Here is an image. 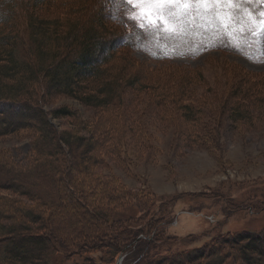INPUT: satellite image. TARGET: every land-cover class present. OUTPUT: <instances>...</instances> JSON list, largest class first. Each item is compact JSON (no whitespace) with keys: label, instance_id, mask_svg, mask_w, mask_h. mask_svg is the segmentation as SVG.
I'll list each match as a JSON object with an SVG mask.
<instances>
[{"label":"rangeland","instance_id":"rangeland-1","mask_svg":"<svg viewBox=\"0 0 264 264\" xmlns=\"http://www.w3.org/2000/svg\"><path fill=\"white\" fill-rule=\"evenodd\" d=\"M84 1L47 0V6H53L50 12L35 13L84 25L92 16L80 11ZM157 7L146 2L129 11L138 16L131 23L137 31L136 48L119 53L130 66L120 73L126 90L118 103L96 108L38 90L35 99L50 118L53 134L34 123L42 130L40 136L33 128L0 137V166L11 165L5 171L0 167V227L17 224L21 235H27L29 219L19 211L20 203L42 215L47 227L36 233L46 236L50 245L45 264H111L119 244L148 221L165 217H173L165 232L175 239L150 251L153 264H185L184 253L206 247L217 237L264 229V38L245 35L240 25L217 30L193 21L191 13L188 22L174 25ZM19 8L20 15L12 18L26 34ZM185 10L173 9L177 14ZM105 12L106 26L116 27ZM120 64L114 58L103 65L107 75L99 71L82 92L96 95ZM4 73L8 66L0 61V76ZM128 73L142 80L129 86ZM178 97L182 105L200 110L199 119L186 118L187 111L171 102ZM59 109L73 116L53 117ZM64 131L91 139L92 149L72 144L58 151L56 134ZM35 142L40 151L36 157ZM41 150H53V158ZM5 180L15 181L13 187L2 188ZM39 198L42 203L55 200L56 207L40 209ZM98 212L106 223L103 230L92 225ZM97 233L102 239L95 238ZM8 237L0 238V264H17L10 258L17 239ZM213 257L186 264H209Z\"/></svg>","mask_w":264,"mask_h":264},{"label":"trees","instance_id":"trees-1","mask_svg":"<svg viewBox=\"0 0 264 264\" xmlns=\"http://www.w3.org/2000/svg\"><path fill=\"white\" fill-rule=\"evenodd\" d=\"M21 1L19 3L16 0H0V61L8 66V73L0 76V137L24 129L32 130L34 123H39L38 125L45 127V132L53 134L50 118L44 117V112L39 109L40 100L38 102L35 99V93L38 90L48 96L67 95L77 99L85 106L96 108L105 109L118 103V100L122 98L123 91L126 90L123 88L125 79L122 75L127 72L130 66V61L119 53L122 50L126 53L127 50L132 51L136 48V41L133 39L136 37L137 31L132 27L129 18H126L129 17L128 13L131 7L124 4L123 0H120L119 8L116 7V0H85L82 4L84 8L79 7L80 11L92 16L83 25L81 20L76 23L66 19L47 20L36 14L40 11L50 12L53 6L48 7L47 0ZM19 6L23 11L24 24H22L25 25L26 34L24 30L16 28L17 21L12 18V16L20 15ZM74 8L77 9L75 6L71 7L70 13L75 12ZM106 10L111 14V19L116 27L106 26ZM62 15L64 18L65 15L69 16L68 14ZM66 25L67 28H63ZM23 47L27 48L24 49L25 52L22 51ZM114 58H117L118 63L123 62L119 65L120 68H117V74L111 80L106 79L102 83L101 91L96 95L83 93L86 82L99 71L106 72L107 69H103V65L109 64ZM104 67L106 68V66ZM19 73H22V77L18 79ZM128 76L130 80L127 85L129 86L142 80V76L135 73H128ZM2 78L13 83L4 85L1 81ZM171 102H176L178 105L176 107L180 110L187 111L186 118L199 119L200 110H194L191 105H182L179 97L172 99ZM52 114L55 118L73 116V113L67 109H59ZM34 129V134L40 136L42 130ZM56 136L59 143L58 146L56 145L58 151H62L63 146H72V144L92 149L94 144L91 139L85 140L81 136L74 137L65 131L57 133ZM36 143L33 144L36 151L35 157L40 154ZM41 152L44 157L54 155L53 150L45 152L41 150ZM1 166L3 171L7 168V170L11 169V165L1 164ZM42 166L40 165L41 168ZM40 172L45 174L43 169H40ZM5 181L7 183L3 182L2 188H7L8 185L9 188L13 187V182H15L13 180ZM22 195L30 196L34 202L38 200L27 193H22ZM38 202L41 205L40 209L44 206L51 207L56 203L55 200L42 203L40 198ZM20 204L19 211H22L23 215L29 219V223L24 227L27 235H21L20 231L23 229L17 224L2 225L0 228L3 229V234L0 235V238L9 235L8 238L11 239L7 238V241L17 239L12 242L14 247L10 254L11 260L15 263L45 264L51 252L50 245L46 236H39L36 232L46 229V220L33 208ZM93 215L95 216L91 219L93 227L96 224L100 228L106 227L104 221H102L103 224L101 223L104 217L102 213L98 212ZM172 218L165 217L157 221H148L142 230L117 246L111 264H116L120 256H124L121 264H153L154 260L150 251L167 239H175L172 235L167 236L165 232L166 226H170L173 222ZM30 223L35 226H30ZM95 238L102 239L98 233ZM212 255L214 257L208 261V257ZM226 255L229 257L226 259L227 261L224 260ZM205 258L208 259L209 264H235L236 261H238L237 264H264V229L259 233L243 230L233 235L217 237L208 246L193 249L181 257L185 260V264ZM177 259L179 260V258ZM228 260L232 261L228 262ZM161 262L160 264H162ZM155 264L158 262L156 261Z\"/></svg>","mask_w":264,"mask_h":264},{"label":"snow or ice","instance_id":"snow-or-ice-1","mask_svg":"<svg viewBox=\"0 0 264 264\" xmlns=\"http://www.w3.org/2000/svg\"><path fill=\"white\" fill-rule=\"evenodd\" d=\"M146 2L158 6L157 13L174 25L188 22L187 17L191 13L193 21L199 20L208 26H215L217 30L227 31L240 25V31L245 35L264 38V0H123L133 9ZM253 5L256 7L253 8ZM119 6L120 0H116V7ZM174 8L186 10L177 14ZM128 16L134 24L138 20L132 12Z\"/></svg>","mask_w":264,"mask_h":264},{"label":"bare ground","instance_id":"bare-ground-1","mask_svg":"<svg viewBox=\"0 0 264 264\" xmlns=\"http://www.w3.org/2000/svg\"><path fill=\"white\" fill-rule=\"evenodd\" d=\"M58 165V164H57ZM56 167V166H55ZM51 168V167H50Z\"/></svg>","mask_w":264,"mask_h":264},{"label":"water","instance_id":"water-1","mask_svg":"<svg viewBox=\"0 0 264 264\" xmlns=\"http://www.w3.org/2000/svg\"><path fill=\"white\" fill-rule=\"evenodd\" d=\"M120 261H118V263H119Z\"/></svg>","mask_w":264,"mask_h":264}]
</instances>
